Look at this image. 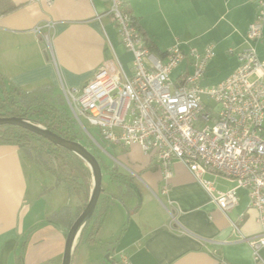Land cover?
<instances>
[{"label":"crops","instance_id":"obj_1","mask_svg":"<svg viewBox=\"0 0 264 264\" xmlns=\"http://www.w3.org/2000/svg\"><path fill=\"white\" fill-rule=\"evenodd\" d=\"M7 1L15 6L0 16V73L7 84L21 90L52 85L61 93V82L82 87L106 62L130 70L132 55L107 13L109 0ZM124 7L160 57L176 40L199 51L211 45L214 54L203 86L219 83L236 69L237 53L249 44L246 33L257 10L256 0H124ZM48 22L52 25L42 34L33 30ZM43 33L50 36L51 50ZM253 45L257 57L264 59V24ZM94 147L102 174L111 182L97 204L108 209L96 237L108 243L117 264H255L249 245L238 239L262 231L246 188L237 189V204L225 215L180 162L171 163L172 176L166 181L156 160L136 144L111 145V159L100 155L102 146ZM33 164L18 146L0 144V264H44L54 255L61 264L67 227L49 217L66 206L74 214L82 205L76 198L70 204L62 201L55 211L35 207L27 174ZM204 177L219 191L235 185L213 173ZM61 185L65 196L72 197L62 183L52 187ZM167 209L175 211L179 225L170 224ZM231 221L239 225L238 232L231 229ZM39 222L44 224L37 232ZM44 232L55 246L52 250L44 244ZM260 254L264 258V250Z\"/></svg>","mask_w":264,"mask_h":264},{"label":"built area","instance_id":"obj_2","mask_svg":"<svg viewBox=\"0 0 264 264\" xmlns=\"http://www.w3.org/2000/svg\"><path fill=\"white\" fill-rule=\"evenodd\" d=\"M109 1L107 13L132 55L130 70L106 62L82 87L69 88L61 82L71 115L93 142L86 124L98 127L101 138L111 145H138L156 160L166 181L172 176L171 163L180 162L225 215L237 204V189L246 188L262 231L238 239L249 245L255 264H264L260 254L264 250V59L257 57L253 45L262 36L264 0H256L255 19L246 33L249 44L237 53L236 69L211 86L201 84L214 54L211 45L199 51L176 40L160 57L145 46L124 0ZM51 25H36L33 30L42 34ZM43 36L51 50L49 34ZM181 64L184 67L172 78ZM202 96L218 106L216 112L207 108ZM206 173L235 185L216 190ZM167 211L170 224L179 225L175 211ZM230 225L238 232L236 222Z\"/></svg>","mask_w":264,"mask_h":264},{"label":"trees","instance_id":"obj_3","mask_svg":"<svg viewBox=\"0 0 264 264\" xmlns=\"http://www.w3.org/2000/svg\"><path fill=\"white\" fill-rule=\"evenodd\" d=\"M14 8L15 6L7 0H0V16ZM133 21L141 33L134 18ZM142 36L145 46L152 51L151 46L147 45L148 40L143 34ZM0 116L21 117L66 139L78 141L86 146L100 162L94 144L89 139L85 142L82 141L76 130L77 123L69 112L62 94L56 91L52 85H43L32 90H21L7 84L4 76L0 73ZM0 144H12L21 148L29 160L49 170L55 176L56 184L62 183L71 196H76L82 201V205L76 208L74 214H71L70 207L66 206L49 217L52 222L64 223L68 230L85 207L91 193V171L86 162L72 151L16 125H0ZM107 209L108 205L96 206L92 216L79 233L75 249L82 240L88 243L95 242Z\"/></svg>","mask_w":264,"mask_h":264},{"label":"rangeland","instance_id":"obj_4","mask_svg":"<svg viewBox=\"0 0 264 264\" xmlns=\"http://www.w3.org/2000/svg\"><path fill=\"white\" fill-rule=\"evenodd\" d=\"M179 71H180V68H176L174 72L172 73L171 77L172 78L176 77ZM201 84L202 86L204 85L203 81ZM202 97H203L202 101L204 104L207 105V108L209 110H212L213 112H216V110L218 109V106L207 96H202ZM86 128L90 132V134L95 138L97 142L96 144H99V146H102L103 148H105V151H104L102 150L103 148L99 147V149L102 152L100 155L102 156L103 154L104 157H108L109 159H111L110 156L108 155L110 154L109 149L111 148V145L101 138L98 132V127H94V126L86 124ZM76 130L83 142L89 139L93 144L95 143L91 140V138L86 133V131H84L78 124L76 125ZM27 174L29 177V188L31 190V195H32L30 197V201H33L34 203L38 202V205H34L35 207L38 206L42 209H45V211H55L56 208L54 207H58L59 204L62 205L61 203L63 202L64 203L69 202L70 204L72 201L74 202L77 201L76 196H72V197L65 196L66 194L64 192L65 189L62 187V185L59 187H52L53 184L54 185L56 184V178L49 170H46L39 165L33 164L32 168L27 169ZM110 187H111V182H109L108 176L104 172L102 176V188H103L102 194L107 192V190ZM68 198H69V201H68ZM43 224L44 223L39 222V224L35 226L36 231L39 228H41L40 226H42ZM42 236L44 239V244L46 246L48 245V247L50 244L49 248L52 250L55 246H52V243L48 242L49 241L47 240L48 233L44 232ZM34 238H35V235L33 232L31 233V237H29V241H30L29 246H31L32 242H34ZM100 238L101 237H96L94 243H88L85 240H82L77 245V249L74 251L72 255V258H71L72 260L70 264H117L116 259L113 258L111 255H109L110 246H108V243L106 244L104 241H101ZM110 244L111 243H109V245ZM61 260H62V257L60 256V261ZM58 262H59V256H55V255L53 256V258L47 257L44 259V264H57Z\"/></svg>","mask_w":264,"mask_h":264},{"label":"water","instance_id":"obj_5","mask_svg":"<svg viewBox=\"0 0 264 264\" xmlns=\"http://www.w3.org/2000/svg\"><path fill=\"white\" fill-rule=\"evenodd\" d=\"M10 124L16 125L26 130L35 133L48 141L52 142L55 145L64 147L80 158H82L86 164L89 166L91 175H92V189L89 196V200L86 203L83 210L78 214V216L74 219L72 224L67 230L64 242V248L62 253V262L61 264H70L72 254L76 245V239L79 236V233L86 223V221L92 216L97 203L99 201L100 194L102 193V168L97 157L87 149L82 143L66 139L57 133L42 127L39 124H35L29 120L23 119L21 117L16 116H0V125ZM96 142V141H95ZM97 143V142H96ZM99 145V144H98Z\"/></svg>","mask_w":264,"mask_h":264}]
</instances>
